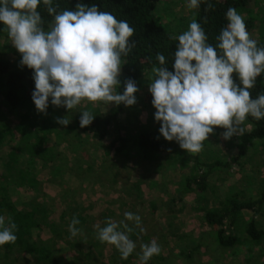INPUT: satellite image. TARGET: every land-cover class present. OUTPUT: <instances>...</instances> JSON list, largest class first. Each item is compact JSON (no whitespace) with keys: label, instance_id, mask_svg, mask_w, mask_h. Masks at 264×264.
<instances>
[{"label":"clouds","instance_id":"obj_1","mask_svg":"<svg viewBox=\"0 0 264 264\" xmlns=\"http://www.w3.org/2000/svg\"><path fill=\"white\" fill-rule=\"evenodd\" d=\"M41 3L53 18L48 31L38 11ZM200 3L201 0H189L187 7L198 9ZM212 8L208 3L206 10ZM225 16L227 24L220 30L215 47L207 43L205 30L193 19L188 30L175 38L179 43L174 54V72L168 70L166 58L159 52L156 59L160 67L152 68L155 78L149 91L156 109L154 118L161 124L159 132L165 140L177 142L190 154L202 151L203 142L214 134L216 127L225 129L222 138L230 140L244 134L243 124L249 115L257 121L264 119V94L252 99L249 91L264 73V48H258L257 41L250 38L244 18L235 8L230 7ZM0 22L22 56L20 64L33 70L32 100L38 114L47 115L50 97L51 105L68 110L82 101L103 102L105 107L137 103L134 94L139 89L134 80L124 82L123 94L116 92L121 57L128 56L136 47L129 40L135 29L126 20H117L95 5L78 3L72 11L60 10L54 0H0ZM234 72L242 87L234 82ZM81 113L80 127L91 125L93 113ZM70 122L65 117L56 118L62 126ZM124 216L140 227L139 215L125 212ZM77 224L79 220L74 217L69 225L73 236L80 231ZM121 225L126 231L118 230ZM97 227V239L114 245L122 259L133 253L136 245L128 235L133 228L127 223L120 221L118 225L109 218L107 226ZM16 228L10 217L6 223L5 217L0 216V246L16 242ZM141 248V264H147L161 252L155 239Z\"/></svg>","mask_w":264,"mask_h":264},{"label":"trees","instance_id":"obj_2","mask_svg":"<svg viewBox=\"0 0 264 264\" xmlns=\"http://www.w3.org/2000/svg\"><path fill=\"white\" fill-rule=\"evenodd\" d=\"M157 1L54 0V3L59 4L60 10L72 11H75L78 3L89 7L95 5L99 11L112 13L117 20H126L135 29L129 40L135 42L136 47L128 56L121 57V74L126 77V80L132 79L136 84V81L147 75L149 71L151 72L154 66L160 67L156 59L158 52L165 56V66L168 70L174 72V54L179 42L175 39L176 37H172L167 32L159 18L153 14ZM247 2L248 0H201L199 8L194 9V19L205 30L208 37L207 43L214 47L219 43L216 38L220 30L227 24L225 16L227 10L233 7L238 13L244 12L247 10ZM208 3H211L213 8L206 10ZM38 11L44 21L45 31H48L53 18L48 15L42 3L38 7ZM173 17L175 16L173 15ZM252 22L253 18L245 24L251 26ZM263 22L264 16L260 23L259 38L256 40L258 48H264ZM0 36L8 38L6 45L2 46L1 50L14 53H12L11 59L6 58V55L0 57V216L5 217L6 223L10 217L17 225L16 242L0 246V264H9L12 260H17L21 253H29L32 256L28 264H129L132 257H137L140 260L141 245L149 244L146 240L150 236L145 233L141 234V228L136 227L135 222L127 224L133 228V231L128 235L136 243V247L127 259H122L119 250L114 245L101 243L97 239L99 230L97 226L99 228L107 226L108 218L104 215L105 213L90 215L85 212L84 207L72 202L60 212L58 224L55 219L51 218L46 207L47 202L41 199L40 194H43V191H41L37 167H47L46 164L52 163L56 159L55 141L52 139V133L45 131L44 125L42 126L43 130L37 132L39 124H43L45 120L42 121L43 114H38L32 100V92L35 90L33 70L20 64L22 56L10 43L11 40L2 22H0ZM217 50L219 51V49ZM232 78L238 86L242 87L237 73L234 72ZM145 85H147L145 82L136 84L141 88ZM249 91L252 99L264 94V73L257 77L254 88ZM151 101V95L146 99L143 98L142 102L146 105L143 107H153ZM94 109L99 110L98 107ZM123 110L124 106L120 105L118 111L107 116L94 111L92 113L95 118L92 124L84 128L80 127L81 114L78 113L74 117L73 125L63 127L61 134L63 131L66 134L72 132L76 141L80 142L81 138H85L87 134L91 133L97 137L98 141L103 142L108 135V126L115 124L120 132L112 140L111 147L117 155L130 160L132 156L130 152L134 148L136 152H140L139 159L142 161L153 163L158 161L159 154L170 146V141L162 140L164 137L159 132L161 124L149 115L146 123L139 125L141 127L136 124L137 117L133 123L128 121L126 124L117 125V115ZM7 117L13 120V127L7 122ZM246 120L250 124V129L238 136L235 146L236 153L220 165H217V162V164L215 162L198 164L194 161L190 174L184 179V192L205 191L208 184L206 180L210 174L214 171L220 172L223 168L230 171L231 167L239 166L238 161L245 156L248 145L254 139L264 138V119L257 121L249 115ZM149 124H152L151 130L145 128ZM58 133L56 129V134ZM38 160L42 162V165H36ZM200 168L203 171L199 173ZM227 175L229 173H226L224 177ZM258 184L264 188V178L260 179ZM19 188L35 191L39 195L19 204L16 195ZM241 194L228 191L223 198L217 201V207L207 208L204 211L203 220L214 229L213 237L221 248H232L241 242V238L231 232V228H236L238 225L241 211L259 212L264 203V190L255 199L242 200L240 199ZM74 217L79 220V224L75 227L80 229L75 236L71 234L70 230L68 233L63 231L66 225L71 224ZM92 223L96 227L92 228ZM46 227L52 228L53 237L44 240L40 232ZM118 230L126 231L122 225ZM244 230L252 241L260 243L264 240V229L257 227L254 221L251 220L247 223ZM60 233L66 234L68 238L65 249H62L59 242L54 239ZM138 241H142V243L139 245ZM74 247L78 248L76 253L70 257L67 256L65 252ZM191 256L189 252L187 258L191 259ZM165 259L160 252L159 255L150 258L147 264H166Z\"/></svg>","mask_w":264,"mask_h":264},{"label":"rangeland","instance_id":"obj_3","mask_svg":"<svg viewBox=\"0 0 264 264\" xmlns=\"http://www.w3.org/2000/svg\"><path fill=\"white\" fill-rule=\"evenodd\" d=\"M188 3L189 0L156 2L153 14L172 37H178L187 31L194 19V9L190 10ZM246 7V11L237 13L244 18L245 23L253 18L251 26H246V30L252 39L258 40L260 23L264 16V0H248ZM7 41L8 38L0 36V57L6 55V58L11 59L13 52L12 54L10 51L1 50ZM153 77V72L149 71L136 81V84L145 82L147 85L143 88L137 87L139 90L134 94L137 99L135 105L126 107L120 104L124 106V110L117 115V125L126 124L128 121L133 123L137 117L136 124L139 126L146 123L149 115L154 118L156 109L152 106L143 107L146 105L142 102L150 93L149 84L154 80ZM118 80L120 83L116 92L123 94L126 77L121 74ZM50 101L51 97L47 115L41 114L42 121L45 122L39 124L37 132L45 127L47 133H52L57 156L52 163L46 164L47 167L37 169L43 191L40 194L41 199L47 202V210L57 224L62 209H66L72 202L84 207L85 212L90 215L105 213L108 220L110 218L117 224L120 221L134 223L127 221L124 216L125 212H131L141 217V234L150 236L146 240L149 244L153 239L156 240L161 247V254L166 258V264H264V240L260 243L254 242L247 237L244 230L251 220L257 227L264 229V203L259 212H241L238 225L231 228V232L238 235L241 242L232 248L219 247L213 237L214 229L203 220L205 209L216 205L217 200L223 198L228 191L242 193V200L259 197V193L264 190L258 184L264 178V138L254 139L248 145L245 156L238 161L239 166L231 167L230 171L223 168L220 172L214 171L210 174L206 180L208 184L205 191L184 192V179L190 174L193 162H217V165L225 163L237 151L235 146L238 136L224 140L222 133L225 129L216 127L214 134H210L208 140L203 142V149L199 153H187L177 142L171 141L169 148L163 151L166 154H161L156 161L158 163L142 161L139 159L140 152H136L134 148L130 152L132 156L129 160L117 155L111 147L112 140L120 132L115 124L108 126V135L103 142L98 141L91 133L79 142L72 132L66 134L63 131L61 134V129L65 126L56 123L57 117H65L73 125L74 117L85 110L107 116L118 111L120 105L109 104L105 107L103 102L82 101L75 109L68 110L63 106H53ZM96 107L98 111L94 109ZM7 122L14 126L11 118L7 117ZM243 127L245 131L250 129L247 120ZM145 128L151 130L152 124ZM40 162L38 160L36 165H42ZM201 171L203 170L200 168L199 173ZM226 173L229 175L224 177ZM17 192L19 204L39 195L35 191L20 188ZM91 226L96 227L94 223ZM51 230L49 227L43 228L41 237L44 240L53 237ZM63 231L68 233L69 226L66 225ZM54 239L65 249L68 240L66 234L60 233ZM139 241L138 244H141L142 241ZM77 249H68L65 254L70 257ZM189 252L191 259L187 258ZM31 258L29 253H21L17 260H12L9 264H28ZM129 264H140V260L132 257Z\"/></svg>","mask_w":264,"mask_h":264},{"label":"crops","instance_id":"obj_4","mask_svg":"<svg viewBox=\"0 0 264 264\" xmlns=\"http://www.w3.org/2000/svg\"><path fill=\"white\" fill-rule=\"evenodd\" d=\"M149 95H151V94H150V93L147 94V97H148ZM151 96H152V95H151ZM152 99H153V97H152ZM101 144H102V143H101ZM168 152H169V150H168ZM164 153L166 154V151H165V152L162 151V152L159 154V157L161 156V154H164ZM144 162L151 163V161H144ZM156 163H158V162H156ZM260 177H261V176H260ZM261 178H263V177H261ZM224 196H225V195H224ZM218 200H219V199H218ZM218 200H217V201H218ZM214 207H217V202H216V205L211 206V207L209 206V208H214ZM243 211H244V210H243ZM247 211H249V210H247ZM241 212H242V211H241Z\"/></svg>","mask_w":264,"mask_h":264}]
</instances>
